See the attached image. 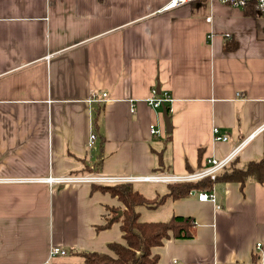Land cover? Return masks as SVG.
Instances as JSON below:
<instances>
[{
  "label": "crops",
  "instance_id": "0c3cea01",
  "mask_svg": "<svg viewBox=\"0 0 264 264\" xmlns=\"http://www.w3.org/2000/svg\"><path fill=\"white\" fill-rule=\"evenodd\" d=\"M170 1L0 0V179L12 180L0 182V264H83L124 243L120 223L101 227L120 202L90 177L191 174L243 145L237 164L263 157L264 18ZM152 89L171 101L153 108ZM136 184L147 199L166 192ZM202 192L214 202L193 191L160 205L196 228L154 248L158 264H264V182Z\"/></svg>",
  "mask_w": 264,
  "mask_h": 264
},
{
  "label": "trees",
  "instance_id": "16d2710c",
  "mask_svg": "<svg viewBox=\"0 0 264 264\" xmlns=\"http://www.w3.org/2000/svg\"><path fill=\"white\" fill-rule=\"evenodd\" d=\"M250 178L258 183L264 182V155L257 161L242 165L233 160L215 176L214 180L205 178L192 183L165 184V194L153 199L145 198L131 183L93 184V190L106 192L120 202V208H108L104 225L101 227H108L115 222L120 223L124 243L108 244L107 248L111 255L99 252L82 253L83 264H158V256L153 254L152 250L168 238L192 239L196 225L192 218L176 215H172L164 222L143 221L138 211L140 208L153 209L166 199L187 198L193 191L211 192L213 186L219 182H236L242 185ZM249 264H259L257 256H253Z\"/></svg>",
  "mask_w": 264,
  "mask_h": 264
},
{
  "label": "built area",
  "instance_id": "2783aa9c",
  "mask_svg": "<svg viewBox=\"0 0 264 264\" xmlns=\"http://www.w3.org/2000/svg\"><path fill=\"white\" fill-rule=\"evenodd\" d=\"M192 1L197 0H171L164 9H172L176 7L183 6L185 4H188ZM220 4L224 6H229L232 8H240V9H246L247 7H253L258 14L264 18V0H216ZM210 19L207 18V21ZM102 98H106V94H102ZM171 101V97L168 93L163 92H157L155 89H152L151 91V97L149 98L148 102L153 108H161L164 107V105ZM264 128V126H263ZM150 133L156 134L157 130L155 129L154 125L150 126ZM213 134L214 139L217 141H226L227 137L219 136L218 130L216 128H213ZM94 135H91L88 140V147L91 148L94 143ZM244 146V145H243ZM242 146V147H243ZM241 146H238L234 148L229 154H227L225 157L221 159H213L211 158L207 162V166H205L204 169L199 170L195 173L191 174H184V175H168V174H159V175H152V176H144V177H131V176H97V177H90L88 178V181L95 184H101V185H114V184H126V183H160V184H174V183H189V182H196L205 178H209L210 180H214L215 176L223 169L225 168L238 154L239 150L242 148ZM81 181L82 179H65L62 181ZM3 181H12V180H3L0 179V182ZM47 181H53L52 179H48ZM198 199L201 201L210 200L214 202L215 198L214 195L211 193H199ZM67 252L61 248L58 247H52L50 250V257H56V256H66Z\"/></svg>",
  "mask_w": 264,
  "mask_h": 264
},
{
  "label": "rangeland",
  "instance_id": "374dc122",
  "mask_svg": "<svg viewBox=\"0 0 264 264\" xmlns=\"http://www.w3.org/2000/svg\"><path fill=\"white\" fill-rule=\"evenodd\" d=\"M136 183H134V188H135V190H137V191H139V192H142L144 189H146V188H151V186H148V185H145V184H142V185H138V184H136ZM158 184H160V183H158ZM155 188H157L158 190H164V192H165V185H158V186H156ZM163 192V193H164ZM162 193V194H163ZM165 194V193H164ZM161 196V195H160ZM145 197V196H144ZM164 203V202H163ZM158 207V208H157ZM156 208H157V210L156 211H154V212H151V211H149V212H147V213H144V216H146L145 218L143 217V218H141L142 217V215H141V217H140V219H142L143 221H147V222H163V221H165V220H168V216H167V213L166 212H162V210L163 209H166V207H163V208H161V206H157ZM156 208H153V209H150V210H154V209H156ZM139 211V210H138ZM148 217V218H147ZM146 219V220H145Z\"/></svg>",
  "mask_w": 264,
  "mask_h": 264
},
{
  "label": "water",
  "instance_id": "95a60500",
  "mask_svg": "<svg viewBox=\"0 0 264 264\" xmlns=\"http://www.w3.org/2000/svg\"><path fill=\"white\" fill-rule=\"evenodd\" d=\"M163 120H164V124H165V128H166V132L170 133L171 128H170V124H169V118L167 117V113L166 110L163 108Z\"/></svg>",
  "mask_w": 264,
  "mask_h": 264
}]
</instances>
